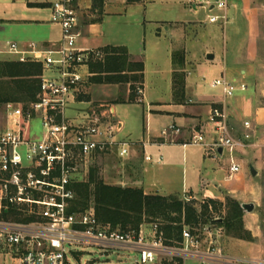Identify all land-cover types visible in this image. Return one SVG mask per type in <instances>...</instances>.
<instances>
[{
	"label": "built area",
	"instance_id": "1",
	"mask_svg": "<svg viewBox=\"0 0 264 264\" xmlns=\"http://www.w3.org/2000/svg\"><path fill=\"white\" fill-rule=\"evenodd\" d=\"M79 1L58 0L50 7V21L62 32L58 45L45 49L36 43L22 47L8 42L0 49V56H9L10 61L43 67L37 101L26 108L21 103L7 104L0 122V247L18 264H71L70 257L78 256L80 248L136 253L140 256L136 264H264L230 254L208 227L196 231L185 227L181 242H169L159 222H145L139 231L123 232L101 224L94 208L70 213L76 196L74 185L85 182L79 178L90 174L95 158L114 153L124 159L133 146L118 138L123 126L113 107L75 109L90 64L105 57L99 49L78 47ZM195 2L208 6L210 12L227 7L224 0ZM220 20L226 21V15L209 18L210 23ZM211 87L220 88L225 99L247 89L244 83L237 88L225 75L212 81ZM35 121L38 130L33 127ZM208 124L212 139L209 141L203 130L188 144L202 147L207 156L220 157L227 152L230 173H239L242 167L235 154L254 144L251 122L245 121L244 132L236 133L226 112L215 107ZM170 133L179 135L181 129L172 125L162 136Z\"/></svg>",
	"mask_w": 264,
	"mask_h": 264
},
{
	"label": "rangeland",
	"instance_id": "2",
	"mask_svg": "<svg viewBox=\"0 0 264 264\" xmlns=\"http://www.w3.org/2000/svg\"><path fill=\"white\" fill-rule=\"evenodd\" d=\"M87 1L88 0L79 1L81 8L80 12L85 21H88L90 14V10L86 8L90 2ZM193 1L194 0H155L154 5L151 2H146L140 6L134 5L131 8L126 7L127 11L125 13L123 10L121 11L122 14L126 15L122 16L121 23H123V27L115 31V36L120 40H124V42H128L131 49L135 52L140 47L145 48L147 50L146 62L150 69L152 65L150 57L152 54L151 45L153 41L151 30L153 27L150 26V24H146L147 35L144 37V35L139 32L137 23L143 21L144 17L147 20L146 22L157 18L163 21H173L177 19L197 22L193 26L187 25L179 29L183 33V40L181 42L184 43L181 47L177 48L178 50H183V47L187 46L189 61L195 63L193 65L196 66V73L193 78L199 80L205 91H214L217 93L221 89H211V82L220 78L224 71L223 67L227 66V79L237 88H240L243 82L247 86V89H249H246L247 92L238 90L235 97L238 95L241 96L244 93L248 98H252L254 108H264V0H224L227 2L225 10L219 11L216 8L212 12L209 11L208 6L204 8V5L197 4L202 7L200 8L199 15H195L194 12L191 11V7L194 3ZM11 8V5L0 4V49H3L8 42H21L30 38L37 39L43 35L44 31H59L60 29L59 26L47 23V19L50 16V10L48 8L33 9L28 7L24 0L16 3V16L19 20L35 18L36 16L37 19L44 22L39 23V26H30L29 24L22 23V21L20 23L8 21V15L5 16L4 12L10 11ZM222 14L226 15V21L220 20V22L216 24H211L209 22L211 15ZM130 15H132L131 18ZM137 18L139 21L136 20ZM126 22H128L127 25L130 26H125ZM212 27L218 30L219 39L214 38ZM89 41L92 46H98L101 42L100 38L96 39L93 36L90 37ZM207 50H211L210 54L216 56L214 65L205 60L204 54ZM0 58H2L1 61H10L11 59L6 55H1ZM233 71L236 77L232 75ZM87 73L89 76H87L86 85L83 88L81 96L77 100V102H80L77 103V107H80L79 109L85 110L92 108L95 111H99L98 109L101 105H105L107 109V107L116 104L119 99L129 98L131 94L130 85L116 86L94 84L91 82L93 74L90 68H88ZM184 75H186V73H184ZM154 82H156L155 76L149 74L147 95H150L151 100H154ZM140 90L141 89H138L136 92L138 100H140L142 96ZM229 99L234 98L232 97ZM230 103L232 104V102ZM21 104L24 108L30 106L24 103ZM232 105H234V103ZM5 108L6 105H3L0 110V122L4 121ZM119 109L120 107H118V110ZM138 109V107L130 108L127 113L122 115V118H127V126L130 122L135 124V112L140 111ZM257 118V120H254L252 117L248 116L245 120V118L242 117L240 123L236 122L231 124V126L235 128V132L240 133L244 132V129H241V122L249 121L252 124L253 130L251 133L254 135V144L248 149L245 159L249 167L256 169L257 175L252 176V173L248 172L251 181V189H249L250 191L246 199L243 200V203H245L244 205H253V207L249 210L246 208L247 206L241 205L244 210V227L245 230L251 234L252 242L240 240L245 242V249L235 246L236 240L239 239L227 237L224 227L213 222L214 219L218 220L226 216L223 207H220L221 211L218 213L211 212L210 216L208 218L206 217V222H200L195 226H184L183 230L185 227L191 231L208 227L216 232V235L220 237L221 244H223L230 254L264 263V115L257 116ZM33 127L35 130H38L39 122L35 121ZM137 130H140L139 123H137ZM92 166L98 169V176L108 185L121 187L132 185L131 178L134 175H121V173L128 168V164L122 159H119L114 153L98 155L93 161ZM88 177L89 175L85 178L81 176L79 179L80 181L87 182ZM191 201L200 211L204 202L208 204L210 199L190 200V202ZM91 208H93L92 204L88 210ZM150 221L159 222L163 226L165 225L160 219L144 220L143 224L145 222L150 223ZM78 251V256L70 257L71 264H136V260L140 259V256L136 253L123 251L102 252L97 248H80ZM0 264H13L12 255L8 250H4L3 247H0Z\"/></svg>",
	"mask_w": 264,
	"mask_h": 264
},
{
	"label": "crops",
	"instance_id": "3",
	"mask_svg": "<svg viewBox=\"0 0 264 264\" xmlns=\"http://www.w3.org/2000/svg\"><path fill=\"white\" fill-rule=\"evenodd\" d=\"M20 1L22 0H0V4L12 6L10 11L4 12L5 16L8 15V21L12 23H20L22 21V23L29 24L30 26H39V23H44L42 20L37 19L36 16L35 18L19 20L16 16L15 8L16 3ZM24 1L28 7H30V4L52 5L55 2L48 0ZM87 2H90L86 7L90 10V14L88 21H85L80 12L79 30L81 37L78 41V47L83 50L102 49L108 46L126 47L133 60L143 61L145 64V81L139 102L131 104L116 103L111 106L113 107L116 120L120 121L123 126L118 138L133 143L129 157L122 159L115 154L119 159L128 164V168L121 175H134L131 178L132 185L128 187L142 189L146 195L176 196L188 202L190 200L212 199L224 203L226 198L231 196L241 205H244L243 200L246 199L250 191L249 189H251V181L248 175V172H251V167H249L245 159L247 151H240L235 154L236 162L241 165L242 169L237 174H231L230 155L227 152L220 157L214 155L207 156L202 147L189 145L188 143H190L194 134L203 130L208 133V140L212 139L213 135L209 134L210 126L208 120L212 109L215 107L219 108L220 106L226 112L230 124L240 123L242 117L246 120L248 116L257 120V116L264 115V108H254L252 98H248L244 93V96L242 94L241 96H234V99H225L221 90L217 93L205 91L199 80L193 78L196 73V66L193 65L195 63L189 61L187 46L183 47L185 66L182 70L183 73H186L185 95L183 100L175 101L173 53L178 51L177 48L181 47L184 43L181 42L183 40V33L179 29L187 25L193 26L197 22L177 19L163 21L159 20L160 18L146 22L145 17L143 21H139L137 18L136 20L139 21L137 23L139 32L144 37L147 35L146 24H150L153 27L151 30L153 38L151 45L152 54L150 57L152 65L149 69L146 62L147 50L140 47L136 52L133 51L128 42H124V40H120L115 36V31L123 27V23L121 22L122 16L125 14H122V10L125 13L127 8H131L134 5L140 6L146 2H151L154 5L155 0H141L134 3H129L128 0H104L102 14H99L97 10H92V0H88ZM193 2L191 11L195 15H199L200 8L202 7L198 6L197 4L199 3H196L195 0ZM50 7H48L49 10ZM30 8L44 9L39 7ZM50 19L51 10L47 23L52 24ZM212 29L214 38L219 39L218 30L214 27ZM91 36L96 39L100 38L101 42L98 46L90 44L89 39ZM61 38L62 32L59 29V31H44L43 35L37 39L30 38L21 42H12H17L22 47L36 43L48 49L58 45ZM210 53L211 50H207L204 54L205 60L214 65L216 56L214 55L213 60H208L207 56ZM223 70L222 76H226L228 67L224 66ZM149 74L154 75L156 79V82H154V100H151L150 95H147ZM234 74L233 71L232 75L236 77ZM210 88L213 89L211 85ZM230 102L234 103V105ZM118 107H120L119 110ZM135 107H138V110H140L135 112L136 122L135 124L130 122L127 126V118H122V115L127 113L130 108ZM79 108L77 105L75 106V109ZM244 122H241V124L243 125ZM137 123H139L140 130H137ZM172 125L179 127L181 134L170 133L168 137H163L162 131ZM242 125L241 129L243 130L244 127ZM146 157H150L151 160L147 161ZM236 241L235 246L246 248L245 242ZM13 264H18V262L13 259ZM187 264L197 263L188 262Z\"/></svg>",
	"mask_w": 264,
	"mask_h": 264
},
{
	"label": "trees",
	"instance_id": "4",
	"mask_svg": "<svg viewBox=\"0 0 264 264\" xmlns=\"http://www.w3.org/2000/svg\"><path fill=\"white\" fill-rule=\"evenodd\" d=\"M141 0H128L129 3ZM30 7L48 8L51 4H30ZM104 0H92V10L102 14ZM105 53L103 61L90 64L94 84L131 86L128 99H119L116 103L139 102L138 89L143 90L145 64L135 61L126 47L108 46L99 49ZM185 53L178 50L173 53V84L175 101H181L185 95ZM43 74L41 64L16 61H0V110L9 103L31 105L37 101L40 91V77ZM138 85V86H136ZM220 108V106H219ZM98 169H90L87 182L74 185L75 199L70 213H81L93 205L97 220L120 231H139L144 220H162V229L169 242H181L184 226H195L206 220L212 213H218L223 207L226 216L213 222L224 227L227 237L252 242V236L244 227V210L241 204L227 197L225 203L210 199L204 202L199 211L194 203L186 202L176 196L163 197L146 195L142 189L112 186L99 176ZM221 207V208H220ZM151 222V221H150ZM206 222V221H205Z\"/></svg>",
	"mask_w": 264,
	"mask_h": 264
},
{
	"label": "water",
	"instance_id": "5",
	"mask_svg": "<svg viewBox=\"0 0 264 264\" xmlns=\"http://www.w3.org/2000/svg\"><path fill=\"white\" fill-rule=\"evenodd\" d=\"M207 59H208V60H213V59H214V55H213V54H209V55L207 56ZM221 152H222V150H220V153H221ZM251 173H252L253 176H256V175H257V171H256V169H255V168H251ZM244 206H247L246 208H248L249 210H251L252 207H253V205H244Z\"/></svg>",
	"mask_w": 264,
	"mask_h": 264
}]
</instances>
